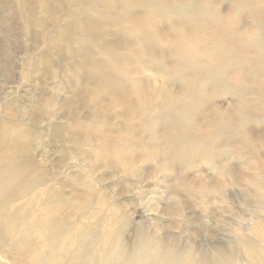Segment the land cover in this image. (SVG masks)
<instances>
[{
  "label": "rangeland",
  "instance_id": "1",
  "mask_svg": "<svg viewBox=\"0 0 264 264\" xmlns=\"http://www.w3.org/2000/svg\"><path fill=\"white\" fill-rule=\"evenodd\" d=\"M91 1L0 0L1 155L32 167L65 221L117 231L124 219L130 233L190 250L230 244L235 229L251 235L261 214L245 181L229 185L224 212L215 215L198 187L216 180L218 165L200 157L166 165L164 126L149 122L179 85L151 61L164 60L162 49H144L141 30L125 26L144 14ZM247 151L228 163L242 161L247 175L262 177L264 147L251 140Z\"/></svg>",
  "mask_w": 264,
  "mask_h": 264
},
{
  "label": "bare ground",
  "instance_id": "2",
  "mask_svg": "<svg viewBox=\"0 0 264 264\" xmlns=\"http://www.w3.org/2000/svg\"><path fill=\"white\" fill-rule=\"evenodd\" d=\"M99 3L144 14L125 26L141 30L144 49H162L164 60L151 61L163 79L179 85V94L169 93V106L149 122L164 126L158 140L166 165H190L194 157L218 165L216 180L198 187L207 209L224 212L229 185L245 181L246 198L257 200L261 215L252 221L251 235L235 229L230 244L210 242L194 250L130 233L124 219L117 231L72 223L55 214L51 194L29 164L0 153V264H264V175H247L242 161L228 163L249 154L251 140L264 147V0L91 1ZM181 181L177 187L183 189ZM11 255L16 258L4 262Z\"/></svg>",
  "mask_w": 264,
  "mask_h": 264
}]
</instances>
